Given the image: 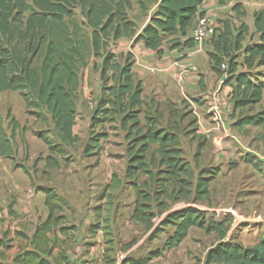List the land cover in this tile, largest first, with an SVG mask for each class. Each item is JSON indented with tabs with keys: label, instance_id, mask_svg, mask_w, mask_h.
I'll return each instance as SVG.
<instances>
[{
	"label": "rangeland",
	"instance_id": "obj_1",
	"mask_svg": "<svg viewBox=\"0 0 264 264\" xmlns=\"http://www.w3.org/2000/svg\"><path fill=\"white\" fill-rule=\"evenodd\" d=\"M143 1L150 5L155 0ZM132 3L134 7L131 12H128V18L134 19L131 21L139 34L147 25L145 21L148 14H135L136 0H132ZM227 4L228 7L222 12H216L217 15L214 16L218 29L222 28L223 22H228L235 29L241 24L247 27L252 19L251 15L264 7V0H240L238 13L232 10L236 5L235 1L227 0L224 5ZM25 16L26 14L21 17V20H24ZM73 20L79 25L84 24L78 8L74 10ZM65 22L68 23L69 20L65 19ZM83 31L89 36L88 29L83 27ZM251 36L248 30L245 43ZM127 40L111 43L107 50L116 57L122 56L118 59L121 63L128 54L131 56L133 78L142 82L144 106L138 117L140 124L144 125L143 113L147 112L156 117L158 128L176 134L180 142L178 148L182 150L180 158L182 162L189 164L193 177L188 178L180 174L178 179L184 180V184L170 179L163 183H155L151 190L147 188L149 182L146 176L138 173L133 178L127 177V169L133 154L131 149L137 150L138 145L133 147V138L126 136L127 132L121 129L118 122L92 125V117L104 82L101 78L102 59L90 55L78 74L79 84L76 92L73 131L77 136V142L73 148L65 147L64 155L49 152L46 145L34 136L35 132H45L54 144H59L53 133L51 117L45 109L40 111L27 109L19 92L9 91L0 94L3 126L6 134L12 138L15 150L12 158H0V170L9 168L8 173L0 174V195L3 199L0 203L1 210H4L8 217L10 216L9 207L16 205L18 198L26 200L28 199L26 195H32L36 214L39 215L44 208L47 217L45 197L40 190L54 191L64 202L62 209L55 212L56 216H63L59 227L72 229L65 234L56 230L50 236L51 244L55 248L57 244L71 243L75 238L82 242L86 241L94 247L99 243V248L103 251V264H128L132 260L147 258L155 252L161 255L150 258L147 264H203L207 251L220 241L216 233L207 234L201 229L191 228L187 237L171 250H166L164 244L172 235L173 228L167 227L155 234L159 223L167 214L187 207L204 212L208 220L224 222V242L231 241L244 247L253 246L264 233L263 129L261 127L237 128L234 122L241 116L264 110V91L258 105L239 111L235 115H233L231 103V106L227 104L222 106L220 112L224 129L221 131L231 136H204L198 133L200 123H197L199 120L192 111L194 106L200 112V117L206 122L209 121L206 101L197 97L199 91L203 93L197 83L198 76L191 78L190 81L196 84L195 89H187L180 82L187 77H171L168 66L156 67L152 64L153 70H147L139 64L134 65L136 55L140 57L144 49L138 45L139 42L132 41L129 44L132 39ZM176 40L179 39L165 37L162 43L163 52L174 49L177 46L174 43ZM188 40L192 41L190 33ZM209 41L197 46L202 51L199 54L206 53L208 57L209 51L207 52L206 48L210 47ZM129 47L133 54L128 51ZM156 59L155 57L153 60ZM41 62L42 55L38 53L32 59L31 67L38 69ZM208 63L211 69L209 58ZM258 72L262 74L259 81H264V68H260ZM110 75L111 73L107 74V76ZM109 84L110 82L107 83ZM37 112L40 117L35 115ZM13 120L19 125L14 132H12ZM209 126L213 131V123ZM98 135H103L99 139V147L88 156L85 149L90 145L91 139ZM157 148V145H151L146 157L150 169L155 173L166 170L165 166L159 164L160 155ZM48 156L57 160L59 166L48 167L46 161ZM250 163L256 164V167ZM17 166L25 168L30 179ZM202 170H216L217 174L210 182L208 198L196 200V182ZM114 176L121 181V187L114 192H109L107 186ZM166 177V175L160 176V178ZM180 187L184 188L182 192ZM137 189L151 192L167 189L168 192H174L171 198H165L162 195L159 197L165 204L162 212L159 213L156 204H152L156 218L151 230H147L132 218ZM7 217L2 223L8 220L9 217ZM37 218L39 223L42 222L40 216ZM34 222L35 220L33 224ZM106 222L110 227V235L107 236L104 235L103 229ZM16 233L27 238L32 236L22 232ZM15 234L10 238L7 234H3L1 238L6 235L7 240L11 239L12 247L14 239L17 238Z\"/></svg>",
	"mask_w": 264,
	"mask_h": 264
},
{
	"label": "trees",
	"instance_id": "obj_2",
	"mask_svg": "<svg viewBox=\"0 0 264 264\" xmlns=\"http://www.w3.org/2000/svg\"><path fill=\"white\" fill-rule=\"evenodd\" d=\"M205 0H159L155 12L147 25L137 34L135 26L128 18L132 9L131 0H0V94L4 92H19L27 109L40 111L45 109L53 124V133L59 144L45 132H35L49 152L64 155V148H73L77 136L73 133L76 116V92L78 89V74L85 65L87 58L100 57L102 59L101 78L104 86L98 99V104L92 117V125L118 122L122 130L133 138L130 165L127 177L133 178L138 173L148 179L150 190L155 183H163L184 174L193 177L188 163L182 162L178 136L166 129L158 128L156 117L147 112L143 113L144 125L140 124L139 115L144 106L142 85L133 78V62L128 54L121 63L107 49L111 43L120 39L134 38L133 42H142L145 49L154 51L158 57L163 54L162 43L165 37L185 36L192 30L197 17L203 16L199 8ZM227 0H218L225 4ZM235 1L232 8L239 11L240 0ZM78 8L83 25L74 19V10ZM24 20H21L22 16ZM65 19L69 20L68 23ZM21 21V22H20ZM83 27L90 31L89 36ZM253 28L256 41L252 35L250 43L245 44L248 29L244 24L235 29L228 22L217 28L209 39L211 48L208 52L212 71L222 75L221 66L226 63L227 78L223 85L231 84L230 103L232 112L258 105L262 100L264 81H259L262 74L258 70L264 67V7L253 14ZM191 32V31H190ZM190 40L186 41L188 44ZM38 53L42 55V62L38 69L32 68V59ZM30 57L28 58V56ZM111 73L110 76H107ZM110 82L109 85L107 83ZM37 117H40V115ZM234 126L261 127L264 136V110L239 117ZM19 125L12 121V132ZM98 135L91 139L85 153L91 155L99 147ZM151 145H157L160 155V165L166 170L153 172L146 161ZM15 150L12 138L6 134L3 119L0 114V158H12ZM48 167H58L59 163L51 156L47 157ZM252 163V162H251ZM250 163V164H251ZM256 167V164H251ZM30 179L27 170L17 166ZM216 170H202L197 178L195 199L206 200L209 196V185L214 179ZM166 175V178H160ZM135 186V184H133ZM146 185V184H145ZM121 187V181L114 176L107 186L109 192ZM136 187V186H135ZM183 187H180L182 192ZM137 189L132 218L142 224L147 230L153 228L156 214L152 210L155 203L158 212L165 209V204L159 197L171 198L174 192L167 189L151 192ZM44 195V205L48 210L47 217L40 222L30 238L16 233L17 238L27 241L28 249L16 255L14 264H51L54 246L50 236L58 230L65 234L72 228L59 227L63 216H56L55 212L62 209L63 200L50 189H41ZM12 206L9 215H13ZM205 213L187 207L167 214L159 223L155 234L164 228H173L172 235L166 240L164 248H176L186 237L191 228H198L209 234L214 232L219 237V243L210 248L203 264H264V233L258 242L251 247H244L231 241L224 242V222H214L205 217ZM104 226V235H110L108 222ZM5 237H7L5 235ZM0 238V259L11 249L12 240ZM161 254L155 252L147 258L128 262V264H147L152 257ZM62 261L65 258L60 257ZM58 258L54 264H58Z\"/></svg>",
	"mask_w": 264,
	"mask_h": 264
},
{
	"label": "crops",
	"instance_id": "obj_3",
	"mask_svg": "<svg viewBox=\"0 0 264 264\" xmlns=\"http://www.w3.org/2000/svg\"><path fill=\"white\" fill-rule=\"evenodd\" d=\"M158 3L159 0H155L152 4L148 5L147 2L143 0H136L135 14L147 13L148 16L146 17L147 19L145 21L146 22L145 24H147L152 14L155 12ZM133 7L134 4L132 3V8ZM226 7H228V4L227 5L219 4L218 0H205L202 6L199 8V13H203L204 15L212 16L214 18V16H216L217 13L222 12L223 9H225ZM131 10L129 12H131ZM251 18L252 19L247 27L251 35L254 36L253 37L254 41H256V34L254 33V28H253V14L251 15ZM190 31L191 29L187 31L185 37L183 36L174 37L176 39H179L174 42L175 44H177V46H175V48L172 50L170 49L164 50L163 54L160 57H157L154 51L145 49L143 47L142 42H139L138 45L142 46L144 51L142 52V55L140 54V57L136 55L134 65L139 64L141 66H144L145 69L147 70H153L152 64H155L154 66L156 67L168 66V68L170 69L169 75L171 77H187L186 79L184 78V81L182 80L180 81L187 89H193V90L195 89L196 84H192L190 81L191 78L198 76L199 81L197 83L202 88L203 93H201L202 91H199L197 97L201 98L202 101H206L205 102V105L207 106L206 113L209 116L208 118L209 121L206 122L203 118L200 117L201 114L200 112H198L197 108L193 106L192 111L199 120L197 123H200V127H198V133L204 136L226 137L225 135L226 133L223 134V131L221 130H216V131L213 130L214 132L211 131L209 124L212 123V119H211V114L208 112V110H209V105L213 99L217 101L220 109L224 104L231 106L230 104V93L232 91L231 84L220 85L219 76L213 73L212 70L210 69L208 63V57L206 53L199 54L201 50H199L197 46L192 43V41H190L188 44L187 43L184 44L186 39L187 40L189 39ZM131 39L132 40H130L129 44H131L134 38ZM124 40H127V38L120 39L117 42L120 43V41H124ZM248 43H250L249 40L245 44ZM128 49H129L128 51H130L133 54V51L130 50V47ZM210 50H211L210 47L206 48L207 52L208 51L210 52ZM155 57L157 59L154 61L153 59ZM141 73L142 76H144L142 71ZM198 105L200 104L198 103ZM8 171L9 168L5 167L3 168V171L0 170V174L4 175L8 173ZM33 196L36 197L35 195ZM26 198L28 199L25 200L18 198L16 200L17 201L16 205H13L11 208L13 215L8 216L9 218L7 217L5 211L3 210V213L6 214L5 218L7 217L8 220H5L2 223V221L5 219L4 218L2 221H0V224H2L0 225V238L3 234H7L9 238L13 237L16 232H22L30 236L34 233L36 226L39 224L37 217L40 216L41 221H44L46 217L44 208L41 210L39 215L36 214L35 209L33 208L34 206L32 202V195L31 196L26 195ZM1 200H3L2 195H0V203L2 202ZM34 220L35 222L33 224ZM72 233H74V231H72ZM99 245L100 244L97 243L95 247L90 246L88 242L86 241L82 242V240H78V238H75V240L71 243L69 242L63 245L57 244V247H55L53 250L52 256L48 260L51 264H54V259L56 258L59 259L60 257H62L65 258V261L59 259L58 264H103L104 263L103 251L100 250ZM26 249H28L27 241L15 238L11 249L5 253V258L3 260L0 259V264H14L13 263L14 257Z\"/></svg>",
	"mask_w": 264,
	"mask_h": 264
},
{
	"label": "built area",
	"instance_id": "obj_4",
	"mask_svg": "<svg viewBox=\"0 0 264 264\" xmlns=\"http://www.w3.org/2000/svg\"><path fill=\"white\" fill-rule=\"evenodd\" d=\"M217 28H218V24L212 16L204 15L197 17L193 25V28L190 32V39L193 41V43L196 46H201L204 42L212 38ZM226 69H227V64L224 63L221 66L222 75L219 77L220 85H223L224 81L227 78ZM90 106L92 107V105ZM208 112L211 114L213 129L214 130L224 129V122L222 121L220 108L216 100L213 99L211 101ZM226 136H231V135L226 134ZM4 218H5V214L0 208V221H2Z\"/></svg>",
	"mask_w": 264,
	"mask_h": 264
}]
</instances>
